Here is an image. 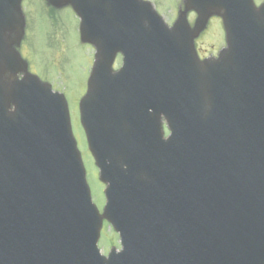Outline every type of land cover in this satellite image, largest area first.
Masks as SVG:
<instances>
[{
	"label": "water",
	"instance_id": "95a60500",
	"mask_svg": "<svg viewBox=\"0 0 264 264\" xmlns=\"http://www.w3.org/2000/svg\"><path fill=\"white\" fill-rule=\"evenodd\" d=\"M19 2L0 0V68L25 67L3 36L22 35ZM105 2L109 17L91 30L108 45L76 11L81 41L97 51L79 110L106 183L103 213L63 95L29 75L18 114L0 117V264H231L233 250L264 264V3L183 0L167 28L141 0ZM212 14L228 48L198 63L192 39ZM117 51L123 67L113 73ZM102 218L122 245L107 258L96 247Z\"/></svg>",
	"mask_w": 264,
	"mask_h": 264
},
{
	"label": "rangeland",
	"instance_id": "374dc122",
	"mask_svg": "<svg viewBox=\"0 0 264 264\" xmlns=\"http://www.w3.org/2000/svg\"><path fill=\"white\" fill-rule=\"evenodd\" d=\"M148 1L154 5L156 11L168 25L176 18L177 9L181 5V0ZM261 1L263 0H254L256 4ZM24 6L27 24L25 35H27L28 40L26 49H23L21 54L29 61L35 72L39 75L42 73L54 83L55 90L64 94L68 105L72 133L81 154L91 197L100 210L103 205V184L98 181L97 169L87 151L78 113V103L85 93L87 78L94 60V51L88 44L80 42L79 21L71 12L56 11L55 23L53 24L51 22L53 19H48L44 12L42 0H25ZM194 18L195 15L189 12L187 19L190 24ZM50 33L53 35H49ZM202 35L196 44L198 49L215 52L216 49L213 48L221 44L223 35L219 20L211 18ZM115 63L116 67L119 64L118 59ZM44 71L47 73H43ZM102 227L98 247L100 252L105 255L112 245L118 249L119 242L117 235L105 222Z\"/></svg>",
	"mask_w": 264,
	"mask_h": 264
},
{
	"label": "flooded vegetation",
	"instance_id": "af4514ba",
	"mask_svg": "<svg viewBox=\"0 0 264 264\" xmlns=\"http://www.w3.org/2000/svg\"><path fill=\"white\" fill-rule=\"evenodd\" d=\"M53 10H54V9H53ZM54 11H55V10H54ZM17 76H18V77H21V75H20V74H18ZM10 109H11V108H10Z\"/></svg>",
	"mask_w": 264,
	"mask_h": 264
}]
</instances>
